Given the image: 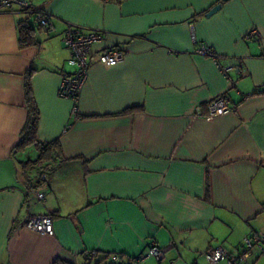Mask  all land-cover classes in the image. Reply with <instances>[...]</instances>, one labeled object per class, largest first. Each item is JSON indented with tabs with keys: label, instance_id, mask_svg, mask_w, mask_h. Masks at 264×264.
<instances>
[{
	"label": "crops",
	"instance_id": "1",
	"mask_svg": "<svg viewBox=\"0 0 264 264\" xmlns=\"http://www.w3.org/2000/svg\"><path fill=\"white\" fill-rule=\"evenodd\" d=\"M25 1L52 27L0 7V264H108L114 253L126 264L153 242L171 246L141 264H207V248L238 253L264 232V0ZM21 20L34 44L19 45ZM70 24L105 35L74 113L58 94L73 70L62 42ZM191 27L197 44L234 62L229 79L194 52ZM251 29L259 36L246 39ZM112 45L123 60L96 62ZM27 80L37 140L59 143L34 167V144L16 147ZM223 93L230 111L207 116ZM46 213L53 235L24 227Z\"/></svg>",
	"mask_w": 264,
	"mask_h": 264
},
{
	"label": "built area",
	"instance_id": "2",
	"mask_svg": "<svg viewBox=\"0 0 264 264\" xmlns=\"http://www.w3.org/2000/svg\"><path fill=\"white\" fill-rule=\"evenodd\" d=\"M15 4L20 10L30 13L38 24L42 27L50 28L52 23L50 16L39 9H35L25 0H1L0 7H6ZM258 31L251 29L245 35V38L258 37ZM191 40L196 45L194 52L209 56L217 65L220 72L229 79V73L234 68L232 60L221 62L218 59L217 53L211 47L197 44V39L194 30H190ZM105 38L102 31L87 30L83 31L75 25H68L64 31L62 42L69 50V58L67 63L72 67V71L66 73L61 81L58 89L60 97L68 98L75 104L73 113L76 112V102L79 92L85 85L88 77V72L91 61V50L94 44L100 43ZM125 56L124 48L120 45H112L102 49L98 53L96 62L105 65L113 66L120 63ZM233 84V83H232ZM229 97L226 93L213 97L207 103L209 117L225 114L230 111ZM38 197L42 198L43 193L39 192ZM24 227L35 232L45 233L47 235L54 234L52 216L46 214H34L30 216L24 224ZM171 245H169L170 247ZM167 247V248H169ZM166 247H161L153 242L143 255L135 256L126 264H141L148 257H153L160 261L164 257L167 250ZM204 258L207 264H250L255 256H264V232H255L243 239V245L238 253H232L223 246L210 247L204 251ZM110 262L113 264L121 263V257L118 253H114L110 257Z\"/></svg>",
	"mask_w": 264,
	"mask_h": 264
},
{
	"label": "trees",
	"instance_id": "3",
	"mask_svg": "<svg viewBox=\"0 0 264 264\" xmlns=\"http://www.w3.org/2000/svg\"><path fill=\"white\" fill-rule=\"evenodd\" d=\"M25 12V11H24ZM30 14V13H29ZM31 16V15H30ZM38 28H46L42 27L38 24ZM35 28L29 24L26 20H21L18 22V32H19V45L21 47H25L27 45L34 44L36 42L34 32ZM219 59V56H218ZM25 92L27 95V105H28V117L25 122L24 127L21 130L20 133V138L17 143V148H22L26 146L27 144H34L35 148L38 150L39 155L38 158L35 160L27 161L26 164L29 166H36L40 162L42 158H44L49 150L52 148H59V143L58 141H50V142H41L37 140L36 137V130H37V123H38V110L37 107L35 106L33 102V98L31 95L30 91V84L29 80L25 83ZM108 264H113V263H108ZM116 264H123L121 263H116Z\"/></svg>",
	"mask_w": 264,
	"mask_h": 264
},
{
	"label": "water",
	"instance_id": "4",
	"mask_svg": "<svg viewBox=\"0 0 264 264\" xmlns=\"http://www.w3.org/2000/svg\"><path fill=\"white\" fill-rule=\"evenodd\" d=\"M219 7H220L219 4L213 6V7H212V8L206 13V15H210V14H212V13L215 12Z\"/></svg>",
	"mask_w": 264,
	"mask_h": 264
}]
</instances>
